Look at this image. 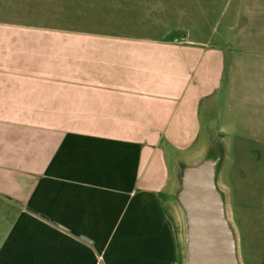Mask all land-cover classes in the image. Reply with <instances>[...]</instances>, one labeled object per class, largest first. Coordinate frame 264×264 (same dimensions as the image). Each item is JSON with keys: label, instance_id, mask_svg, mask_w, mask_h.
I'll use <instances>...</instances> for the list:
<instances>
[{"label": "crops", "instance_id": "crops-1", "mask_svg": "<svg viewBox=\"0 0 264 264\" xmlns=\"http://www.w3.org/2000/svg\"><path fill=\"white\" fill-rule=\"evenodd\" d=\"M126 1L168 10L122 30L165 33H110L94 0H0V264H182L170 162L203 111L212 144L264 154V0Z\"/></svg>", "mask_w": 264, "mask_h": 264}, {"label": "rangeland", "instance_id": "rangeland-1", "mask_svg": "<svg viewBox=\"0 0 264 264\" xmlns=\"http://www.w3.org/2000/svg\"><path fill=\"white\" fill-rule=\"evenodd\" d=\"M230 1V6H232L231 3L234 6L236 0ZM240 1L237 0V5ZM94 2L95 5L89 9L88 5H79V10L85 13L98 10L97 13L99 14L91 16L92 20H95V23L104 22L106 26L113 27L110 33L138 36H161L165 33L161 30L122 29L125 28V25L138 26L137 23H152L157 19H164L168 9H160L159 14L154 11L145 13L137 7L132 8L131 4H128L126 0H94ZM76 17L74 23L87 25L88 16L80 14ZM216 17L218 16L210 15L207 16V19H204V27L206 29L202 33H204L205 38L215 39L217 37L216 31L222 29L223 25L219 26L220 24L217 25L215 21ZM169 18H171V15ZM189 18L197 20L198 16L195 14L189 15L187 16L188 21ZM33 19H39V17L33 16ZM192 33L193 36H198L201 32ZM216 110L217 108L213 106V109L208 113L203 111L202 140L198 144L197 151H191L186 154L181 164L197 161L212 155L211 134H218L219 123H224L221 122ZM219 139L217 138V140ZM231 139L232 135L227 136L229 142L226 141V138L225 142H216L217 147L220 145L223 148L217 180L220 186H224L226 197H229L228 201L231 204L235 223L239 230L243 264H264V154L250 151L247 145H244L242 150L233 151ZM176 154L180 155L179 153ZM170 164L172 165L173 175H177L176 177L179 179L182 168H177V163L175 166H173L172 162ZM174 215L176 216L175 213Z\"/></svg>", "mask_w": 264, "mask_h": 264}, {"label": "water", "instance_id": "water-1", "mask_svg": "<svg viewBox=\"0 0 264 264\" xmlns=\"http://www.w3.org/2000/svg\"><path fill=\"white\" fill-rule=\"evenodd\" d=\"M198 147L179 152V156L183 159ZM220 161L219 156L208 155L178 164L182 170L175 193L177 208L173 209L182 244V264H243L229 197L217 180ZM170 173L172 185L177 175H173L172 168Z\"/></svg>", "mask_w": 264, "mask_h": 264}, {"label": "flooded vegetation", "instance_id": "flooded-vegetation-1", "mask_svg": "<svg viewBox=\"0 0 264 264\" xmlns=\"http://www.w3.org/2000/svg\"><path fill=\"white\" fill-rule=\"evenodd\" d=\"M216 144L217 143H214V144H212V147H211V151H213L212 152V155L213 156H219L220 158H222V156H223V149L221 148V146L219 145L218 147L216 146ZM215 147H217V148H215ZM181 162H183V160H179L178 162H177V165L180 163L181 164ZM179 166V165H178ZM177 168H179V169H181V167L179 166V167H177ZM177 178V177H176ZM178 180V179H177ZM177 190H178V188H177ZM176 190V191H177ZM176 191H175V193H176ZM224 193V195H225V192H223ZM226 196V195H225Z\"/></svg>", "mask_w": 264, "mask_h": 264}]
</instances>
